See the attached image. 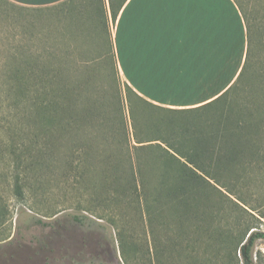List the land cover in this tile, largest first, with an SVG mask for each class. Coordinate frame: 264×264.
<instances>
[{
    "label": "rangeland",
    "instance_id": "1",
    "mask_svg": "<svg viewBox=\"0 0 264 264\" xmlns=\"http://www.w3.org/2000/svg\"><path fill=\"white\" fill-rule=\"evenodd\" d=\"M237 3L263 33L264 0ZM66 13L63 6L49 10L0 2V101L7 77L31 58L80 91V109L96 102L95 125L79 134L89 135L91 149L85 145L81 152L117 151L124 134L130 147L159 144L150 142L161 130L152 128L155 134L152 121L171 115L141 105L126 90L110 48L100 42L106 35L94 33L98 23L77 36ZM10 137L0 139V264H126L121 245L128 264H155L158 257L164 264H243L239 247L247 242L246 232L264 233V163L249 168L236 196L223 189L226 196H211L210 208L222 211L204 218L196 231L190 220L183 225L186 231L180 229L183 235L168 214L148 216L135 203L105 199L96 193L99 181L93 189L78 183L74 165L64 160L67 138L53 149L52 164L29 168L37 161L33 148ZM249 258L251 264H264V239L253 242Z\"/></svg>",
    "mask_w": 264,
    "mask_h": 264
},
{
    "label": "trees",
    "instance_id": "2",
    "mask_svg": "<svg viewBox=\"0 0 264 264\" xmlns=\"http://www.w3.org/2000/svg\"><path fill=\"white\" fill-rule=\"evenodd\" d=\"M237 6L246 27L245 59L235 81L218 97L196 108L171 110L146 102L125 85L141 105L171 115L152 121L151 129L163 133L160 130L150 142L159 144L130 147L124 134L123 147L117 151L97 156L89 150L81 152L80 147L90 148L89 135L79 134L87 133L89 124L95 125L96 102L80 109V91L69 88L58 71L45 63L30 62L31 58L7 77L0 101V114H4L0 139L4 134L13 136L11 140H21L22 146L33 148L37 161L32 160L30 168L52 164L53 149L67 138L64 160L74 165L78 183L93 189L99 181L96 193L103 198L135 203V208L142 207L148 216L168 214L177 221L178 232L186 231L183 225L193 220L196 231L204 218L222 211L210 208L211 196H226L221 189L236 196L249 168L264 163V32L258 33L259 27ZM112 59L116 70L113 55ZM18 134L21 136L16 138ZM15 192L21 194L19 182ZM246 233L247 242L239 252L243 264H251L253 242L264 239V233ZM208 235L213 238L210 232ZM121 251L128 264L123 245ZM155 264L164 262L158 257Z\"/></svg>",
    "mask_w": 264,
    "mask_h": 264
},
{
    "label": "crops",
    "instance_id": "3",
    "mask_svg": "<svg viewBox=\"0 0 264 264\" xmlns=\"http://www.w3.org/2000/svg\"><path fill=\"white\" fill-rule=\"evenodd\" d=\"M4 1L34 9L63 6L66 19L76 23L77 36L98 23L95 32H87L106 35L100 42L107 43L126 85L164 109H190L212 101L235 81L245 59L246 27L236 3L211 22H184L170 29L165 24L145 27L132 15L125 20L127 6L121 0H110L111 9L109 0Z\"/></svg>",
    "mask_w": 264,
    "mask_h": 264
},
{
    "label": "snow or ice",
    "instance_id": "4",
    "mask_svg": "<svg viewBox=\"0 0 264 264\" xmlns=\"http://www.w3.org/2000/svg\"><path fill=\"white\" fill-rule=\"evenodd\" d=\"M19 2L56 4L59 0H19ZM236 2L237 0H121V4L127 6L125 20L132 15L141 19L145 27L165 24L170 29L184 22H211L225 10L231 11V5ZM109 9H111L110 0ZM113 20L115 21L114 16Z\"/></svg>",
    "mask_w": 264,
    "mask_h": 264
}]
</instances>
